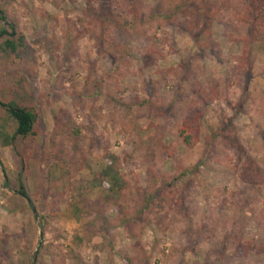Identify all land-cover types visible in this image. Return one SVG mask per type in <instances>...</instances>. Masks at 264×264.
<instances>
[{
	"label": "rangeland",
	"instance_id": "374dc122",
	"mask_svg": "<svg viewBox=\"0 0 264 264\" xmlns=\"http://www.w3.org/2000/svg\"><path fill=\"white\" fill-rule=\"evenodd\" d=\"M163 1L95 0L96 11L112 7L109 22L88 0H0V28L26 40L20 56L0 51V97L42 114L18 150L0 139L13 189L26 163L31 200L5 186L0 164V264H264V43L229 13L244 0H180L172 24L150 23ZM224 2L223 17L206 19ZM125 22L141 34L120 31L118 60L105 35ZM192 110L201 142L187 149L179 128ZM70 119L80 152L61 135ZM0 128L14 131L3 109ZM161 134L174 157L151 142ZM110 154L129 185L118 196L92 184ZM151 169L155 212L141 214Z\"/></svg>",
	"mask_w": 264,
	"mask_h": 264
},
{
	"label": "trees",
	"instance_id": "16d2710c",
	"mask_svg": "<svg viewBox=\"0 0 264 264\" xmlns=\"http://www.w3.org/2000/svg\"><path fill=\"white\" fill-rule=\"evenodd\" d=\"M95 0H88V6L90 7L89 11L94 13H98L99 18H106L109 22L113 21L112 15V7L110 6V10L108 13H103V11H96L94 5ZM180 0H164L163 5L160 4L159 7L155 10L157 12L151 18L150 23H152L155 18L158 22H162V25L165 23H171L175 19L176 15L179 13L181 9V4L178 3ZM247 4L245 12L243 10L240 11L238 7H234L233 10L229 11V13L236 18L238 21L248 23L251 28V37L252 41L255 42H263L264 43V0H244ZM100 3V0H97ZM197 10L192 11V19L203 20L205 15L202 13L201 8H196ZM230 8L224 2L220 7H213L210 11L208 19L210 22L217 19L218 17H223L225 15V11H228ZM139 18V16H136ZM141 19V18H140ZM0 21H2L5 25H9L8 23V15L5 9L0 7ZM159 22V23H160ZM198 22H194L197 24ZM136 25L133 22H125L119 24V27H110L106 31V37L108 39L107 45L103 46L106 53L111 56L117 58L118 60H123L126 57V53H128V46L122 43L121 40V32L126 33V35H140L141 33L136 29ZM161 28H157L159 30ZM115 32V39L113 41L112 34ZM147 35V32H146ZM108 46V47H106ZM26 50V40L25 38L16 31L14 27L12 32L7 30L6 27L0 28V51L6 55H15L20 56ZM249 54L250 52L247 50L246 52ZM0 109H3L9 116V119L13 123L14 131L10 133L7 129L0 128V139L5 147H12L15 150H18V140H28L36 136V126L38 122L42 118V114L40 109L34 105H25L17 100L5 101L0 97ZM69 122V123H68ZM65 126L62 128L61 135L66 136L72 143V148L75 152L82 151V144L84 142V138L82 135V127L77 125H72L73 120L70 119ZM201 133H202V125H201V114L198 111L192 110L182 121L179 134L182 141V144L187 149L195 148L201 142ZM151 142L156 147L157 152L162 156V158H172L175 156V152L173 149L166 145L163 141V136L157 135L151 139ZM54 144H57L58 141L55 138L53 141ZM157 152H155L157 154ZM109 159L112 160V163L102 171L101 175L96 177L93 181V187H99L106 185L108 191L113 196H118L123 189L128 188V181L126 176L121 172L118 164L121 162L120 156L115 154H110ZM67 163V161H65ZM177 169L184 170L183 166L180 162L176 161ZM2 166L6 183L5 186L14 190L18 195H21L25 198H29L28 191L26 189L24 183V171L26 168V163L23 164V169L20 172L16 173L17 181L19 184V188L13 189L11 185V177L7 172V169L2 161H0ZM184 174L185 171H182ZM150 175V188L148 196H145L144 202L145 205L141 209V214H145L146 212H155V200L157 199V195L159 192V181L156 179V173L153 169L149 171ZM177 179V178H176ZM173 183H168L164 185V188L168 186H172ZM164 200V197H163ZM77 207V206H76ZM80 214L82 213V208L77 207ZM102 248V246H100ZM148 260L147 263H149Z\"/></svg>",
	"mask_w": 264,
	"mask_h": 264
},
{
	"label": "water",
	"instance_id": "95a60500",
	"mask_svg": "<svg viewBox=\"0 0 264 264\" xmlns=\"http://www.w3.org/2000/svg\"><path fill=\"white\" fill-rule=\"evenodd\" d=\"M28 200L31 202V200L28 198Z\"/></svg>",
	"mask_w": 264,
	"mask_h": 264
}]
</instances>
